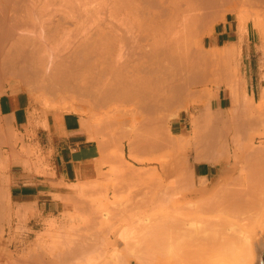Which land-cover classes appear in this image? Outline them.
<instances>
[{
	"label": "rangeland",
	"instance_id": "1",
	"mask_svg": "<svg viewBox=\"0 0 264 264\" xmlns=\"http://www.w3.org/2000/svg\"><path fill=\"white\" fill-rule=\"evenodd\" d=\"M99 1L104 3L106 0ZM203 1L206 5L200 3L198 10L200 11L201 9L204 12L200 11L201 13H198L195 18L198 10H192L191 14L189 13L188 15L189 19L187 17L189 28H193L192 30L185 34L183 32L179 33L177 36L173 35V33L169 34L171 36L165 34L166 37L165 35L157 36V39L161 37L174 39L171 45L172 52H170L172 55H169L168 58L164 56H160L159 59L154 58L156 53L153 52L152 49L154 47L151 45L155 41L154 37H149L145 33L135 34L137 36L124 35L123 33L121 34L123 41L127 39V41L125 40L127 45H125L124 51H128V54L126 52L124 54V51L122 52L126 56V60L124 59L125 63L118 61L120 50L115 48L104 54L107 58L106 64H100V66H92L91 64L78 66L75 71L76 73L79 71V74L77 73L79 76L75 78V82L72 84V86L75 85V90L74 92L70 91L71 93L69 92L66 96L62 95L64 98L60 95H55V93L52 95L53 92L48 94L50 90L44 88L41 78L43 69L39 68L41 71L38 73V69L24 70L21 67L16 68V70L6 66L5 68L0 64L1 81L17 82L20 87L29 93L36 104L42 105L46 109L56 108L63 111H78L83 114H91L94 115L98 124H102L105 120L110 122V119H117L121 116L117 126L114 128L110 127V125L108 126L105 138L106 142H110L113 134L118 137V140L113 142L112 148L107 152L109 158L112 157V161H108L107 168L98 179L89 183L71 185V194L62 198L63 207L56 215L38 212L34 216L29 217L27 214L14 212L6 197L8 185L6 188L0 189V207L2 208L0 210V264H25L27 259L41 252L45 254L44 259H47V262L55 261L64 249L66 250L73 246L78 239H86L93 231V226L89 224L90 220L93 221V218H95L94 210L106 209L111 213H116L123 205L127 204L126 200L130 198L129 196L132 197L134 191L144 192L148 189V193L151 194L149 198L153 201L152 197H154L156 200L152 202L151 207L156 210L154 213H150V215H153H151V218L154 217L156 220L163 213L167 211L173 212L178 209L179 213L178 211L176 213H185L183 215L188 219L187 221L191 223L194 221L193 224L195 226L198 225L197 227L206 228V230H208L207 224L210 225V221L212 222V220L216 219L214 218L216 213L208 212L210 217L214 218L211 220L204 208L199 210V206L202 209L206 202V204L211 203V198L213 199L214 197L212 200L214 202V200L216 201L215 198H221L226 194L229 195V193L234 194L233 189L236 192L239 190L238 193L243 192L242 190L244 192L247 191L245 200H248L247 194L250 199L255 196L264 197V184L260 182L264 179V175L262 176L263 170H261L262 165H264V24H262L264 23V15H262L264 14V1L245 0L247 1L245 3L244 0H236L235 3L234 0H226V2L211 0L208 3L210 10L207 7L209 5L206 0ZM109 2L114 3V0H109ZM260 6L263 7H261L263 10ZM191 8L192 6L190 5L189 9L191 10ZM258 9H261V11L259 10L258 12ZM258 14H260V17L257 16ZM192 16L194 19H192ZM207 16L209 17L206 18ZM197 18L198 21L195 20ZM226 18L230 24L237 27L238 32L236 37L231 38L234 42L231 45H226V47L233 46V54H225L224 49L226 47L213 48V41L209 37L213 28ZM262 18L263 20H261ZM196 21L201 22L200 24L198 23L199 27L191 25V23ZM194 28L197 30L194 31ZM180 34L183 35L180 36ZM177 37L181 38L180 42H178V47L176 43ZM182 38L185 41L182 42ZM138 43L140 44L138 45ZM185 47L187 50L184 49ZM174 53L178 54L175 55ZM173 59L176 63L172 62ZM126 62L129 66L128 71L126 70L127 67H124ZM170 62L172 63L169 64ZM157 63L163 69L165 67L171 69L173 63L182 68V71H176L180 68L173 64L175 71L170 70V77L174 76V83L181 80L186 85V88H190L189 90L187 89L185 98H188L187 101L184 100L185 103L183 102L184 97H176L179 99L176 101L178 102L181 99V103L178 102L177 104L175 98L173 100L175 103L172 101L169 106L162 104L160 108L156 109L153 107H156V99L154 101L150 95L148 97L143 96V101L137 99L128 104L122 101L120 104L108 105V103L103 101V94L108 92V88L114 86L119 80L120 77L118 78V76L120 74L118 72L121 74L128 72L127 74L131 76L137 73L138 68H141L142 74H145L150 68L156 71L159 66ZM183 63L185 65L187 63L188 67L182 66L184 65ZM168 65L171 66L168 67ZM137 66L139 67L137 68ZM173 67L172 70H174ZM123 68H125V72ZM133 68L136 71H133ZM21 69L22 71H20ZM129 70H132V72ZM33 71L37 72L34 73ZM166 71L169 70L166 69ZM29 72L31 73L29 74ZM39 79H41V82H38L40 81ZM108 84L109 87H107ZM176 84L178 83L176 82ZM117 86L119 87L120 85ZM148 99H152V101H148ZM158 99L161 103H164V96H159ZM220 135L221 139L216 146L219 156L216 155V160H214L215 156L211 155H208L211 158L207 155L206 157L208 158H205V155L201 154L203 158L201 156L199 158L204 145L211 143L214 137H219ZM166 137L168 139L165 140L164 138ZM177 139L183 140L185 145L182 143L183 145L180 146L177 143ZM169 140H174V142H169ZM175 142L178 147L173 145ZM33 153L35 152L33 151ZM132 153L137 156L138 160L132 158ZM227 168L228 176L226 175V180L224 179L221 182L223 180L221 178L222 173ZM185 172H187L186 175ZM140 178L141 181H137ZM133 179L135 181L132 182L131 180ZM142 180L151 184L147 187L145 183L146 188H144V184H138V182L143 183ZM155 180H158V182L155 183ZM139 185H142L143 189ZM76 188H86V192L77 193L75 192ZM130 189L134 191L131 192ZM154 189L159 191L157 190V192ZM256 190L260 192L258 193ZM159 192L161 193L159 194L160 198L158 197L159 195L155 196ZM167 192L173 195L171 199ZM217 195L218 197H215ZM140 196L141 194H139ZM240 197V195L237 196V198ZM153 204H156L155 208ZM193 205L198 209L196 210ZM6 207L8 211L5 210ZM180 208L184 210L181 211ZM193 210H196L197 213ZM92 214L94 217L91 218ZM228 221V225L237 232H243L245 237L252 238L259 234L258 231L264 227V204L250 212H234L228 216ZM262 231H264V228ZM125 232L132 236L134 234L133 227L126 226ZM222 245L219 244L218 246L223 247ZM123 246L124 244L121 249L124 248ZM208 247L209 244H206L204 245L206 250L197 251L195 248L178 245L165 254L152 256L151 260L154 264H231V262L244 264L247 262L246 259L244 260L241 257L242 254L238 253L239 250L215 246V248L208 250ZM47 253L48 257H46Z\"/></svg>",
	"mask_w": 264,
	"mask_h": 264
},
{
	"label": "bare ground",
	"instance_id": "2",
	"mask_svg": "<svg viewBox=\"0 0 264 264\" xmlns=\"http://www.w3.org/2000/svg\"><path fill=\"white\" fill-rule=\"evenodd\" d=\"M45 1L43 0L44 2L43 3L42 0H0V64L3 67L6 66L11 69H16V68H21V67L24 70H37V69L39 70V68L43 69L42 70L43 74L41 78L45 86L44 88L50 90L48 94H52L51 92H53L52 95H54L55 93V95L57 96L59 95L66 96V94H69L70 91L74 92L75 85L72 86V84L73 82H75V78L79 76L78 75L79 71L77 72L78 73L77 74L75 71V68H77L78 66L80 67V66L88 65V64H91L92 66L94 65L100 66V64H104V63L106 64L107 58L104 56V54H106L108 51L112 49L118 48L120 50V55H118L119 56L118 61L120 63H122L121 61L125 63L124 59L126 60V56H124L122 52L124 51L125 45H127L125 44V40L127 41V39L123 41L122 35H121L123 33L124 35H131V36H134L137 33H145L149 37L150 36L152 38L154 37L155 41L153 42V44H151L154 47V49H152L153 52L156 53L154 54L156 55V57L154 58L159 59L160 56H164L168 58L169 55H172L170 52H172L171 45L173 43L172 40L174 39L165 38L166 37L165 34L169 35L173 33V35L177 36L179 33L183 32V34H185L188 31L192 30L193 28L191 29L189 28L190 25L187 20V17L189 19V16H188L189 13L192 10L194 11L198 10V5L200 3H202L203 5H206V3H204L203 0H114V3H110L111 1L109 2V0H106L107 2L104 0L105 1V2L103 1L104 3H101L102 1L100 2L99 0H47L46 2ZM209 1L211 0H208V1L206 0L207 4L209 3ZM218 1L220 0H215V2H218ZM222 1L226 2V0H222ZM247 1L244 0L245 3ZM234 2L236 3V0H234ZM190 5L193 8V9L191 8V10L189 9ZM207 7L209 9L210 5ZM261 7L262 6H260V8ZM199 9H200V6H199ZM261 9H258V12L259 10L261 11ZM198 11H197V15L195 14V18L196 16H198V13H201L203 10L201 11L200 9L201 12L200 11L198 12ZM257 16L260 17V14H258ZM208 17L209 16H207L206 18ZM192 19H194L193 16H192ZM195 20L198 21V18ZM261 20H263V18ZM197 21L195 23H191V25L192 26L195 25L194 27H199V24L201 22L200 21L197 22ZM195 30L197 29L194 28V31ZM191 33L193 32L191 31ZM183 34H180V36ZM162 35H165V37L164 38L161 37L157 39V36H162ZM179 37H177L176 39L177 47L179 45L178 42H180V39H181V38L179 39ZM181 41L183 42L185 40L182 38ZM182 42H181V45H182ZM139 44L140 43H138V45ZM180 48L183 49L182 47ZM184 49H186V47ZM224 50H225V54H233V46L232 47L227 46ZM181 51L183 52V50ZM125 52L126 50L124 51V54ZM127 52L126 54H128ZM172 62H175V60L173 59ZM172 62H170L169 64H171ZM187 63L186 65L183 63L184 65L182 66H187ZM157 64L159 65V63ZM173 64L172 66L168 65V67L171 66V69L170 68L168 69L167 67H165L169 71H166L165 68L163 69L161 68V65H159L160 67L156 66L158 68L156 71L150 68L145 72V74H142L141 68H138L139 66H137L138 68L137 73L136 74L134 73V75H131V76L127 74L128 72H126L125 74L124 73L121 74L120 72H118V74H120V76H118V78L120 77L118 83L120 86H123L124 81L121 82L122 80L125 79L126 81H129V84L123 86L124 90L122 88V92H124V95L125 93L127 95L128 93H132V96H135L134 94H138L137 96H140L139 94H141L144 97L146 95L147 97L148 95H150L153 98V100L156 99V102H155L156 107L153 106L156 109L160 108L162 104L169 106L170 102H172L176 97L178 98L184 97L183 102L184 100L187 101L188 97L185 98L187 95L186 92L188 89L186 88V85H184L182 83L183 81L181 80H180L181 84H179L180 83L179 81H175L174 83V76L170 77L171 75L170 70L175 71ZM192 65L195 67L194 64ZM174 66L180 68L176 64ZM124 67L125 68L127 67L126 70L128 71L129 66L127 62L124 65ZM152 67H153V64H152ZM172 67L174 68V70H172ZM125 68H123L124 72L126 71ZM181 69L182 68L176 71H179ZM132 70L136 71V69L134 68ZM132 70H129V71L132 72ZM20 71H22V69ZM40 71L41 70H39L38 73ZM33 72L36 73L37 71L36 72L33 71ZM30 73L31 72H29V74ZM39 80L40 81L38 82H41V79ZM176 82L178 84H176ZM126 86L127 87L129 86V87L127 88ZM107 87H109V84L107 85ZM45 90H42V91H45ZM110 96L113 97L112 94ZM159 96L160 97L164 96V103H161L159 101L158 99ZM178 98L175 99V102L177 104L178 102L181 101L180 99V101L177 102L176 100ZM149 100L150 99H148V101ZM150 101H152V99ZM219 137L218 136L214 137L211 143L207 142L208 144L204 145V149H202L199 155V158L202 157L201 154L203 156L205 155V158H208L209 157L208 155H211L213 157L215 156L214 160H216L217 158L216 155H218L217 154L218 150L216 149V146L218 144V141L221 139V135ZM164 139L166 140L168 138L166 137ZM170 140L169 142H172V141L174 142V140L172 141ZM177 140H178L177 143H179L180 146H182L183 144L185 145V142L183 143V140H180V139H177ZM173 145L176 146L177 145L176 142L173 143ZM173 148L175 147L173 146ZM206 155L208 157H206ZM132 158L135 160L136 159L138 160L137 156L133 153H132ZM261 170L264 171V165H262ZM263 171H262V176L264 175ZM186 173L187 172H185V175ZM226 175L228 176V168L223 171L222 176L220 175L221 178H223L221 182L224 181ZM141 178L137 179V181L138 180L141 181ZM134 179L131 181L132 182L135 181ZM191 180L193 181V179ZM259 180L261 179L259 178ZM157 182L158 180H155V183ZM260 182L264 184V179H262ZM231 183L233 182L231 181ZM138 184H142V185L144 184V188H146V186L148 187L149 184L151 183L149 182L139 183L138 182ZM138 184H135V185H138ZM142 185L141 186L139 185V186L142 187L143 189ZM252 187L254 188V186ZM147 190L144 192L142 191L137 192L134 190L133 192L131 190V192H133L132 193L133 195L131 194L132 197L129 196L131 200L130 198H128V200L124 198V200L127 201V204L123 205L121 209L116 213H111L107 211L106 209L94 210L95 218L93 219L96 221L90 220L92 217H94L92 214L91 218L89 219L90 224L88 223L89 225L93 226V231L91 232L89 230L91 233L86 239L84 240L78 239L77 242L73 246H70L66 250L64 249L61 255L57 257V259L53 258L55 257V255H53L52 258L56 259L55 261L51 260V262H47L46 261L47 259L46 260L44 259L45 254L41 252L42 254L40 253L36 256H33L27 259L25 264H154L153 261L151 260L152 256H157V255L159 256V254H165L167 251L171 250L175 246H178V245L188 246L191 248H195L197 251H203V250H206V248H204V245L206 244H209L208 250L213 249L215 247H218V248L227 247V248H231L237 251L239 250L238 253L240 252V254H242L241 257L244 260L246 259L247 261L244 264H264V261H263L264 231H262L264 227L260 229V231H258L259 234L255 235L254 233L255 235L254 237L248 238V236L245 237L243 235V232L239 233L234 228L228 225V222H229L228 216H230V214L234 212H245V211L250 212L252 210L257 209L260 206H263L264 204L263 196L256 197L254 193L252 192L253 195L256 197V199H254L255 197H252L253 199L252 198L250 199L249 195L247 194L248 200H245L244 198L246 196L247 189L245 190L246 192L242 190L243 192H239V193H238L239 190L236 192L233 189L234 194L229 193V195L226 194L225 196H222L221 198L220 197L218 199L215 198L216 201L214 200V202L212 201L214 197L213 199L211 198L210 199L211 203H208V204H206L207 202L205 204L203 203L205 206H202V209H200L201 206H199V210H203L204 208L206 213L208 212L212 214L216 213V216L214 218L218 219V220L215 219L213 221L212 220L213 217L211 218L210 214L208 213L209 214L208 217L212 220V222L209 220L210 225L206 223L208 226V227L206 226L208 228V230H206V228L197 227L198 225L195 226L193 224L194 221L192 223L187 221L188 219H186L185 215H183L185 213L182 212L178 214L179 213L178 209L174 210L175 212L167 211L163 214L161 213L162 216L159 219L155 220L154 217L151 218L152 214L150 215V213H154V211L156 210V209H153V207H151L152 202H154L155 199L154 197H152L153 198V201H152V199L149 198L151 197V194L148 193ZM154 190L157 191L158 189H154ZM250 191H251V187H250ZM75 192L77 193L86 192V188H76ZM169 193L167 192V194ZM139 194H141L140 197H139ZM159 194L161 193L159 192L155 196ZM237 194L240 195L241 197L237 198L238 196ZM165 195H166V192H165ZM169 196H170L169 197L170 199L171 197H173L172 194H169ZM158 197L160 198V195ZM215 197H218V195ZM194 202H197V201H194ZM155 205L156 204H153L154 208H155ZM193 206L195 207V205ZM182 210L184 209L182 208ZM196 210L195 211L193 210V211L196 212ZM177 211L178 213H176ZM98 218H100L101 221H99L100 219L98 220ZM207 222H208V219H207ZM126 226L133 227L134 236L133 235L130 236L125 232ZM123 244H124L123 246L124 248L121 249V246ZM219 244L221 245L223 244L222 245L223 247H219L218 246ZM46 255H47L46 257H48V253ZM231 264H234V263L231 262Z\"/></svg>",
	"mask_w": 264,
	"mask_h": 264
},
{
	"label": "crops",
	"instance_id": "3",
	"mask_svg": "<svg viewBox=\"0 0 264 264\" xmlns=\"http://www.w3.org/2000/svg\"><path fill=\"white\" fill-rule=\"evenodd\" d=\"M237 34V27L226 18L209 37L213 48H223ZM118 82L104 94L105 103L143 101L141 94L124 95L122 88L129 81L124 79L123 86L116 87ZM120 118L98 124L91 114L46 109L17 82L0 80V189L8 185L6 197L12 210L29 217L59 213L71 185L98 179L112 161L107 152L118 137L113 134L110 142L105 138L108 126L114 128Z\"/></svg>",
	"mask_w": 264,
	"mask_h": 264
},
{
	"label": "trees",
	"instance_id": "4",
	"mask_svg": "<svg viewBox=\"0 0 264 264\" xmlns=\"http://www.w3.org/2000/svg\"><path fill=\"white\" fill-rule=\"evenodd\" d=\"M204 174H206V173H204Z\"/></svg>",
	"mask_w": 264,
	"mask_h": 264
}]
</instances>
